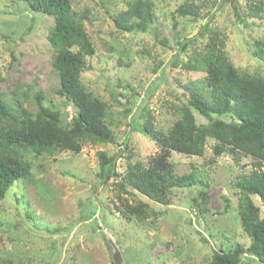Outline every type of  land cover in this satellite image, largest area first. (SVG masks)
<instances>
[{
	"label": "rangeland",
	"instance_id": "374dc122",
	"mask_svg": "<svg viewBox=\"0 0 264 264\" xmlns=\"http://www.w3.org/2000/svg\"><path fill=\"white\" fill-rule=\"evenodd\" d=\"M127 1L84 0L80 4L89 9L91 21H85V27L96 48L87 58L81 82L107 102L106 123L113 143L85 145L77 154L24 156L31 162L30 175L15 182L0 201V264H206L214 250L250 243L240 226L238 192L232 186L251 169L250 157L215 156L211 140L200 158L171 153L176 172L196 170L209 184L208 211L199 215L192 204L197 187L173 190L169 206L134 191L122 194L113 180L103 184L97 177L96 153L117 155L118 171L124 170L126 157L145 162L154 156L156 146L140 130L141 112L148 108L156 126L166 132L176 118L173 105L185 101L180 85L202 78V72L188 71L181 63L166 71L176 55L184 58L176 41L197 34L214 15L212 25L224 32L230 60L255 72L261 62L246 48L253 39L264 38V15L246 27L233 16L234 0L223 6L222 0H151L157 18L154 25L147 32H119L110 15L125 11ZM185 1L199 6L200 19L179 17L174 27L171 15ZM245 2L237 0L240 7ZM51 26V18L30 11L23 3L0 0V93L18 108L16 99L24 109L36 111L34 100L24 95L28 89L41 92L45 105L72 111L56 95L59 82L46 40ZM102 40L111 51L102 46ZM194 116L198 123L204 122L197 112ZM118 193L129 204L137 199L148 204L157 214H149L142 223L128 221L116 208H122ZM252 199L260 207L259 200ZM225 200L228 208L223 213ZM242 264L258 263L244 257Z\"/></svg>",
	"mask_w": 264,
	"mask_h": 264
},
{
	"label": "trees",
	"instance_id": "16d2710c",
	"mask_svg": "<svg viewBox=\"0 0 264 264\" xmlns=\"http://www.w3.org/2000/svg\"><path fill=\"white\" fill-rule=\"evenodd\" d=\"M17 1L30 11L52 19L46 40L52 49L51 64L59 82L56 95L61 98L62 106H69L72 111L45 105L41 92L27 89L24 94L34 100L35 112L24 109L18 99L19 108L10 104L0 93V201L15 182L30 175L31 162L24 156L39 157L62 151L77 154L85 145L113 143L106 123L107 102L87 91L81 82V74L88 67L87 58L96 50L85 27V21L91 19L89 9L80 5L84 0ZM231 1L222 0L221 5ZM125 5V11L110 15L113 27L119 32H147L157 20L151 0H128ZM232 10L236 21L248 27L262 19L264 0H246L242 7L234 0ZM171 17L174 27L179 17L196 21L200 19V8L193 1H185ZM214 18L210 16L194 36L176 41L185 62L176 55L166 71L171 72L181 63L188 71L202 72V78L188 79L180 85L185 101L173 105L176 118L166 132L156 126L148 108L140 114L143 119L140 130L154 143L157 153L145 162H131L126 157L124 170L118 171L117 155L98 151L97 177L103 184L113 180L112 185L122 194L130 195L134 191L161 206L170 205L173 190L197 187L192 204L199 215H204L209 205L206 199L209 184L196 170L176 172L170 162L171 153L200 158L211 140L215 156L231 153L250 157L251 169L232 184L238 192L236 213L250 243L247 247L236 244L228 251L214 250L206 264H242L244 257L264 264V38L248 43V53L262 65L250 72L230 60L225 49L226 36L212 25ZM248 19L251 23H247ZM101 43L111 51L106 40ZM13 96H17L15 91ZM194 112L204 119L203 123L197 122ZM252 197L259 200L260 207ZM117 198L122 208H116L128 221L135 219L142 223L149 214H157L138 199L132 205L119 193ZM225 201L223 213L228 208Z\"/></svg>",
	"mask_w": 264,
	"mask_h": 264
}]
</instances>
